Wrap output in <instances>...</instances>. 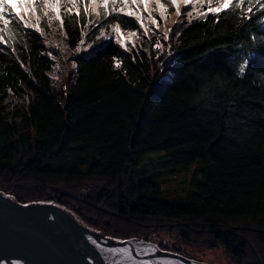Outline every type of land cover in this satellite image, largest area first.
Wrapping results in <instances>:
<instances>
[{"label":"trees","instance_id":"16d2710c","mask_svg":"<svg viewBox=\"0 0 264 264\" xmlns=\"http://www.w3.org/2000/svg\"><path fill=\"white\" fill-rule=\"evenodd\" d=\"M205 8L184 7L162 53L148 29L142 47L118 46L111 18L82 9L61 10L63 28L41 21L43 35L13 17L16 35L0 44V190L57 202L116 238L167 230L182 245L222 248L230 264H264V16L200 18ZM154 151L182 168L198 162L184 203L132 173Z\"/></svg>","mask_w":264,"mask_h":264},{"label":"water","instance_id":"95a60500","mask_svg":"<svg viewBox=\"0 0 264 264\" xmlns=\"http://www.w3.org/2000/svg\"><path fill=\"white\" fill-rule=\"evenodd\" d=\"M11 197L14 196L0 190V264H113L120 260L119 254L106 258L100 249L106 252L130 246L135 256L136 245H129V241H144L158 249L155 254L137 257L138 264L141 259L152 264H208L163 249L153 241L107 236L60 204L21 202Z\"/></svg>","mask_w":264,"mask_h":264},{"label":"snow or ice","instance_id":"6c2138e0","mask_svg":"<svg viewBox=\"0 0 264 264\" xmlns=\"http://www.w3.org/2000/svg\"><path fill=\"white\" fill-rule=\"evenodd\" d=\"M167 3L174 8L177 16L182 15L181 5L192 7L206 5L205 12L200 18L209 14L218 18L224 10L238 12L241 18L245 19H250L251 15L255 14L256 11L261 16H264V0H167ZM153 5L155 11L163 18L167 9L162 0H17L15 7L9 3V0H0V44L5 43L6 40L13 39L16 35L13 27L10 26L13 17L25 30L32 29L43 35L40 28L41 21H44L49 26L56 23L63 28L64 21L61 18V10H63L64 15L75 14L79 17V9H82L85 16H92L97 20L102 18L108 20L111 18L110 23L106 26L111 28L118 46L123 47L125 40L122 33V24L124 28L129 29L130 36H135L136 32L131 31L130 25L144 28L142 11L145 6H149L147 19L152 25L157 24L156 19L153 18ZM187 16L191 18L193 12L191 10L188 11ZM125 18L132 19L128 23H124ZM261 22L264 23V20ZM104 27L101 26L99 29L101 35H104ZM144 32H147L146 28H144ZM6 33L7 36L5 35ZM155 47H160L159 42ZM13 51H15L14 48ZM248 55L254 56L255 50L248 53ZM247 63L248 60H245L244 64ZM119 66L120 64L117 62L116 67ZM244 70V65H241V74H243ZM10 199L15 200L16 198L11 197ZM39 202L44 203V201ZM24 207H28V205L25 204ZM127 243L129 245H136L135 256L133 255V248L130 246L109 248L106 252L101 248L100 251L106 258L119 254L120 260L113 261V264H128V262L138 264L137 257H145L150 254H155L158 251L155 245L144 241H129ZM139 264H152V261H144L141 259Z\"/></svg>","mask_w":264,"mask_h":264},{"label":"rangeland","instance_id":"374dc122","mask_svg":"<svg viewBox=\"0 0 264 264\" xmlns=\"http://www.w3.org/2000/svg\"><path fill=\"white\" fill-rule=\"evenodd\" d=\"M12 1H15V0H12ZM165 7L166 9L168 8L167 6ZM184 7L185 5L181 6V13H183ZM153 9H154L153 13H156L154 5H153ZM181 16L182 15L177 16L175 13V10L169 11L167 9V11L164 13L163 18H161L160 15L158 18L153 15V18L156 19L157 24L152 25L147 19V14H145L142 11V19H143L144 28L148 29L149 33L151 30V34H154L153 35L154 38L156 39L157 43L159 42L160 44V47L157 48L155 47L157 43H154V48L158 53L163 52L164 50L163 42L164 40H167L169 38L173 29L179 25L181 21ZM144 28H130L131 31L136 32L135 36L129 35V29H122L123 38L125 40L124 45H128V49H129V45L135 46V47L143 46L142 32L144 31ZM55 45L60 51V53L62 54V56L65 57L62 38L56 44H54V46ZM53 76L56 77L58 79L56 80L60 82L61 75H58L57 71H54ZM11 104L13 106L14 105L16 106L25 105L24 101L18 98H13V101H11ZM197 166H198V162L193 163L188 168H182L178 165H173L172 163L166 161L164 151H154V152L145 154L141 158L140 162L134 167V169L132 170V173L133 174L136 173V175L144 176L146 178H150V179L160 182L164 199H167L168 201H171V202L177 201L180 203H184L186 200H188L190 191L194 189V182L197 180L199 176L197 172ZM89 189L90 188L82 189L80 191V195H81L80 198L87 197L89 193ZM48 202H53V201H48ZM54 203H57V202H54ZM88 226L91 227L90 225ZM93 229H96V228H93ZM96 230H99V229H96ZM99 231H103V230H99ZM106 235L113 237L111 235H108L107 233ZM133 237L148 240L146 238H142L138 236H133ZM133 237H130V238H133ZM113 238H116V237H113ZM150 238L151 240L149 241H153L157 243L163 249L172 250L176 248L184 252L183 255L186 254L185 256L191 257L199 261L206 262L208 264H230V260L222 248L207 249V248H202L198 246L182 245L178 243L179 242L178 238L173 234H169L167 230L160 231L159 233H155L152 236H150ZM116 239H120V238H116ZM120 240H123V239H120Z\"/></svg>","mask_w":264,"mask_h":264}]
</instances>
